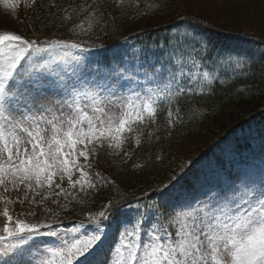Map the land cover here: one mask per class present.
<instances>
[{"label":"trees","instance_id":"trees-1","mask_svg":"<svg viewBox=\"0 0 264 264\" xmlns=\"http://www.w3.org/2000/svg\"><path fill=\"white\" fill-rule=\"evenodd\" d=\"M84 2L93 0H35L20 6L17 18L24 37L41 45L63 39L96 47V54L85 55L87 65L110 75L138 77L153 74V68L161 69L160 74L169 75V68L178 72L173 43L180 39L186 41L182 63L188 71L197 72L192 67L196 62L200 72L216 71L218 76L203 90L185 81L182 87L194 91L180 96L178 103L162 105L142 143L129 146L128 156L103 153L91 162L96 188L60 191L34 215L52 213L76 226L92 223L90 215L107 209L102 225L119 218L141 226L145 214L160 206L162 187L175 182V175L180 173L194 190L189 185L195 174L226 151L235 165L250 154L264 163V0H123L122 6L115 0H95L107 15L87 33L74 27L77 19H64L71 8L63 10ZM136 18L159 20L161 25L133 31L130 23ZM169 107L174 118L180 109L175 124L168 123ZM157 222L163 225L161 215Z\"/></svg>","mask_w":264,"mask_h":264},{"label":"snow or ice","instance_id":"snow-or-ice-1","mask_svg":"<svg viewBox=\"0 0 264 264\" xmlns=\"http://www.w3.org/2000/svg\"><path fill=\"white\" fill-rule=\"evenodd\" d=\"M115 3L122 6L123 0ZM68 8L72 11L64 19L69 23L77 19L74 27L85 33L94 30L98 18L107 15L95 0L67 5L63 10L67 13ZM85 23L87 29L83 27ZM46 43L44 47L37 39L30 40L13 31L0 33V185L10 182L27 184L29 188L33 183L52 187L56 180L66 179L72 188L79 186L80 191L96 188L89 158L97 148L106 146L128 156L123 152L124 146L133 138L137 146L142 143L141 128L156 122L162 105L178 103L180 96L194 91L192 87H181L182 83L195 82L200 90L205 81L211 84L209 71L201 73L196 62L192 64L196 73L184 71L182 53L186 41L180 39L173 43L180 70L168 69L169 83L144 94L131 90L127 96L84 79L75 70L69 76L37 66L34 53L58 48L85 50L75 41L52 39ZM152 71L149 79L158 80L161 69ZM172 83L176 91L171 90ZM79 85H91L96 90L81 92ZM179 115L178 107L175 118L169 107L168 123L175 124ZM148 135L151 137L152 133ZM55 186L61 187L59 183ZM240 192L237 187L212 192L196 201L199 207L195 214L178 213L175 224L168 227L160 225L157 229L154 225L145 241L138 239L128 245L127 257L122 256L118 264H264V180L259 187L245 184ZM108 207H112L111 202ZM3 216L6 223L0 230V264H25L26 253L20 246L41 235L42 227L50 229L51 225L14 219L7 209ZM181 216L183 219H179ZM105 219L107 209L90 215L97 225ZM78 228H83V222L69 230L74 233L72 242L62 239L58 246L47 249L36 264H93L102 230L97 227L88 235L87 229L81 234ZM133 229L129 234L139 236L140 223H135ZM43 234L56 237L58 232ZM37 254H28V264Z\"/></svg>","mask_w":264,"mask_h":264},{"label":"rangeland","instance_id":"rangeland-1","mask_svg":"<svg viewBox=\"0 0 264 264\" xmlns=\"http://www.w3.org/2000/svg\"><path fill=\"white\" fill-rule=\"evenodd\" d=\"M33 1L35 0H0V33L4 31H13L16 34L24 36L25 32L22 27L19 26L17 11L20 6L28 5ZM130 25L133 31H140L146 28L160 26L161 23L159 20L151 21V19L136 18ZM43 46L46 47L47 44ZM96 46L98 48L102 47V45L98 43ZM82 49L85 50L58 48L34 53L33 60L36 62L37 66H44L45 69L51 68L54 71L60 72L62 75L67 73L71 76L72 71L75 70L82 78L88 81H94L101 86H107L115 90L118 95H130L131 90L144 94L150 88L163 89L164 85L169 83L170 78L167 74H159L160 78L158 80H150L149 77L153 75L152 73H145L138 77L133 73H114L110 75L106 72H99L97 68L87 65L90 61L89 58L82 56L83 54H96L97 48L82 47ZM66 52L68 55H65ZM74 52H79L81 55H77ZM77 61H80V63L78 64ZM184 71L188 72L186 67H184ZM209 73L211 81L218 76L216 71H209ZM73 79H75V77H73ZM198 79L203 80L202 75H198ZM193 84H195V82H193ZM206 84H208L207 81L203 83V85ZM95 90L96 89L91 85L78 86V91L81 92H92ZM171 90L176 91L174 83L171 84ZM51 95L52 93H49L50 97ZM146 130L147 127L141 128L143 136H145ZM134 136L135 133L133 134V137ZM22 138H26V136ZM131 144H135L134 138L130 139L124 146L123 152L126 151L127 153ZM226 152L227 153L220 155L216 162H207L204 164L203 166L205 168L202 172L199 173L198 171V173L195 174L197 175V177L193 178L195 181L189 185V187L194 188V190H190L184 184L185 181L181 179L183 176L178 177L180 173L175 175L177 176L175 177V182L167 184L168 187L164 185L162 187V189H164V196L161 199L162 201H160V206L154 207L155 209L145 214L139 236L129 234L134 231V224L130 225L127 222H121L119 218L112 221L109 226L97 225L95 223H83V228L77 229V232L81 234H84L85 229L88 230V235H91L92 230L97 227L102 230L101 240L98 242L92 257L93 264H118L122 256L127 257L129 244H135L138 239L141 242L145 241L149 229L154 225L157 229L160 227L157 222L158 215H161L164 227H168L169 225L175 224L178 213L192 211L195 214L194 210L199 207L196 201L204 200L205 197L210 196L212 192L218 190L224 191L232 187H237L241 189L239 194H242L245 184H247L248 187H259L260 182L264 180V163H261V159L250 154L247 160L239 165H235L229 158L228 151ZM103 153H107L109 158H112L113 155H118L114 150L108 149L105 146L104 148H97L96 151L91 154L89 162L91 163L96 160L98 156L101 157ZM187 171L188 169L182 172L185 178H187ZM56 183H59L61 187L57 188L55 186ZM61 188L66 190L72 187L66 179L63 182L56 180L52 187H48L47 185L39 187L33 183V186L29 188L27 184L13 185L10 182L0 185V230H2L3 225L6 223V218L3 216V211L5 209L9 211L14 219L19 218L29 223L51 225L50 229L42 227L40 229L41 235L33 236L30 240H27L24 245L20 246L26 253L24 257L25 264H28L29 253H38L31 260V264H36V262L45 255L47 249L58 246L62 239H67L69 242H72L71 237L74 233L69 231L72 228L62 222L60 218L47 212L35 215L32 213L39 206H43L50 199L58 196V192L61 191ZM5 189H7V191H5ZM179 219H183V217L181 216ZM48 231H57L58 235L52 237L43 234ZM2 247L3 245H0V248Z\"/></svg>","mask_w":264,"mask_h":264}]
</instances>
